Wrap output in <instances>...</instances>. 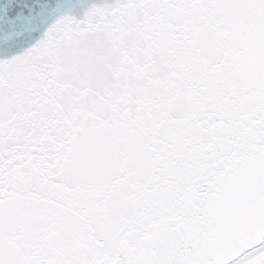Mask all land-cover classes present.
Returning <instances> with one entry per match:
<instances>
[{"label":"snow or ice","instance_id":"obj_1","mask_svg":"<svg viewBox=\"0 0 264 264\" xmlns=\"http://www.w3.org/2000/svg\"><path fill=\"white\" fill-rule=\"evenodd\" d=\"M0 264H264V0H0Z\"/></svg>","mask_w":264,"mask_h":264}]
</instances>
